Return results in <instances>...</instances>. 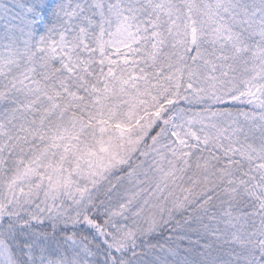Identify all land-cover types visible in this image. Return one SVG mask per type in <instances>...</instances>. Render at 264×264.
I'll use <instances>...</instances> for the list:
<instances>
[{
  "label": "snow or ice",
  "instance_id": "6c2138e0",
  "mask_svg": "<svg viewBox=\"0 0 264 264\" xmlns=\"http://www.w3.org/2000/svg\"><path fill=\"white\" fill-rule=\"evenodd\" d=\"M0 264H264V0H0Z\"/></svg>",
  "mask_w": 264,
  "mask_h": 264
}]
</instances>
